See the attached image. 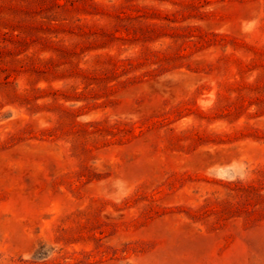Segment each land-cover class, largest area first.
<instances>
[{
	"label": "rangeland",
	"instance_id": "1",
	"mask_svg": "<svg viewBox=\"0 0 264 264\" xmlns=\"http://www.w3.org/2000/svg\"><path fill=\"white\" fill-rule=\"evenodd\" d=\"M0 264H264V0H0Z\"/></svg>",
	"mask_w": 264,
	"mask_h": 264
}]
</instances>
